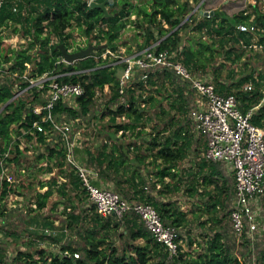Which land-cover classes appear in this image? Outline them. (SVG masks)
<instances>
[{
  "label": "trees",
  "instance_id": "obj_1",
  "mask_svg": "<svg viewBox=\"0 0 264 264\" xmlns=\"http://www.w3.org/2000/svg\"><path fill=\"white\" fill-rule=\"evenodd\" d=\"M89 1L99 4L104 0H2L0 5V58L11 62L8 66L9 73L0 78V105H3L0 111V173L2 167L7 168L15 185L13 188V183H9L6 178L0 180V227L5 224V220H11L16 214L20 216L26 214L22 202L11 207L6 205L9 192L17 190V182L22 185L26 184L22 177L29 175L33 170L31 169L32 164H27L30 155L27 154L28 147L21 149L19 145L23 140L14 137L12 132L21 134V129H29L35 120L40 121L41 114L33 113L32 108L46 102L47 87L35 89L33 92L32 88H27L19 94L20 98L10 99L17 91L30 84L27 77H38L44 73L70 72L58 77L57 81L80 84L84 91L75 96L71 102L57 100L52 108L53 115L69 119L86 116L91 112L97 92L102 91L107 85L113 91L109 98L111 107L107 106L100 116L105 114L110 116L115 133L113 135L111 132L102 133L101 144L97 151L108 145L106 141L104 142V138L112 140L111 138L114 137L116 148L121 152L118 156L110 154L107 160L109 171H115L117 174L114 179L107 174V169L106 173L104 172V175L113 182V188L109 189L130 203H150L160 214L164 223L176 229L183 228L188 225L187 212L180 209L175 200L157 201L153 199L150 191L147 190L146 180L140 178L139 182H135L136 174L138 175L137 170L129 169L128 176L118 174L119 170L116 167L122 164L124 160L122 156L127 155L130 148L129 144H120L117 134L121 133L124 136L129 133L138 137L142 134L141 128L145 126V121L150 120L147 105L152 106L157 101L153 100L152 96L141 99L144 85H155L157 89L158 86L155 83L157 79L165 78L171 83L175 81L176 86L172 91H175L176 98L169 102V109H175L181 113L180 116L173 114L166 117L167 111L159 101L160 112L159 114L152 113V116L156 123L159 119H163L164 122L160 127L155 128V134L148 141L146 148L142 151L139 149L133 157L134 162L136 159L137 161L138 159L144 160L147 157L153 161L160 159L163 166L159 168L158 176H175L178 162L189 155L195 137L197 136L201 141L202 138L204 139L195 129V122L191 116V111L197 103L196 99L190 100L189 98L191 94L188 92L189 80L178 78L176 80L177 76L170 70L156 66L144 70L148 72L147 81L144 83L143 80H139L141 72H137L125 92L127 100V105H125L121 102L117 92L122 64L106 63L101 55L105 51L116 49L115 41L135 10L144 20V26L140 32L144 39L142 44L138 45V50L160 40L157 50L168 49L173 53L172 59L180 60L192 75L202 78L205 75L210 76L209 81L214 85L217 93L235 95L242 111L253 108L251 122L256 126L264 127V10L258 6L248 12L240 10L233 14L213 10L211 16L193 13L185 19L193 9V3H198L200 0H150L151 10L148 11L144 7L135 9L131 0H107L105 2L106 14L101 8L90 6ZM251 16H253L252 21L263 28L262 31L251 34L240 32L235 28L239 22H248ZM183 20L184 22L181 23ZM192 23V29L201 32L200 37L192 44L180 45L179 33ZM73 24L80 27L87 36L96 31L97 34L94 37L105 39L106 42L104 46L97 44L96 50L83 59L65 63L61 61L60 45L65 48L70 46L67 40L71 34L66 31ZM165 25L167 28L164 27ZM8 27L10 33H20L22 37L28 38L27 45L14 50L11 57L3 55L1 49L2 40L6 37L3 31ZM203 36H206L208 40L203 39ZM52 37H56L57 41L54 42ZM32 49H34L33 54ZM241 59L243 61H240ZM26 63L31 64L32 68L27 69ZM22 74H26V77L22 78L20 76ZM247 83H251L250 90L244 89ZM136 90H139V93ZM156 91L159 92L158 89ZM185 92L188 95L187 100ZM120 116H124L127 121L116 123V118ZM41 123L47 129L48 123ZM25 137L32 140L31 147L41 143H46V146L50 142L58 144L57 134L48 135L36 129H33V134H26ZM134 146L141 148V145L136 142ZM8 147L9 156L3 157ZM48 149L49 156L57 153L53 147L48 146ZM61 150L64 167L68 170L63 171L65 181L58 186V191L64 193L67 187L69 191H75L76 195L89 201L92 206L89 214L85 210L87 204H84V201L78 204L79 209L76 213L68 207L70 212L67 214L69 222L65 225L67 229L76 230L86 220L90 222V227L83 230L82 245L73 247L71 243H67L60 246L59 252L48 255L43 248H36L33 252L19 250L12 257L11 263H5L0 254V264H243L229 251L219 232L206 237L202 250L197 252L196 256L184 251L180 244H178L176 254L170 256L167 249L154 240L134 211H127L120 217L113 214L107 216L98 214L95 205L88 199L77 173L65 162L64 150ZM77 151L78 148L76 153ZM85 152L87 154L85 165L103 175L101 165L104 159L102 157L99 159L96 153L89 150ZM217 163L222 162L217 161ZM205 165L203 162L200 163V170L197 173L202 181L200 184H213L216 191L214 195L210 193L208 195L212 201L210 205L213 210H216L218 207H223L224 199L222 198L228 188L225 181L218 182V176L216 180L208 179V174L203 172ZM211 166L212 170L209 175H219L214 165ZM172 169H174L173 172H171ZM152 183L155 186L156 183ZM49 189L47 188L43 195L51 193ZM130 189L133 190L132 195ZM187 190L195 192L196 187H193L191 182ZM215 220L216 223L219 222L218 219ZM122 223L125 229L119 235L124 236L125 234L127 240L119 249L109 242V236L115 233ZM8 234L11 233L8 232ZM236 237L239 244L249 247L247 239L240 240V237ZM140 239L143 240V244L136 243ZM182 239H184L183 236L178 234L177 241ZM188 243H192L190 238ZM257 244L264 247V237ZM64 251L78 252L79 255L78 257L64 255ZM256 264H264V248Z\"/></svg>",
  "mask_w": 264,
  "mask_h": 264
},
{
  "label": "rangeland",
  "instance_id": "obj_2",
  "mask_svg": "<svg viewBox=\"0 0 264 264\" xmlns=\"http://www.w3.org/2000/svg\"><path fill=\"white\" fill-rule=\"evenodd\" d=\"M131 2L134 4L135 9L144 7L147 11L151 10L150 0H131ZM233 2H236V0ZM197 5L198 3H193V9ZM202 7L217 11L222 10L227 14H233L237 9L235 6H227L224 0H204ZM260 7L264 10L263 5H260ZM133 12L134 13L129 17V22L120 31L119 37L115 41L116 49L105 51L101 55L102 60L106 63L112 64L120 56L136 52L138 50V45L142 44L144 38L141 36L140 32L141 28L144 26V20L137 11L133 10ZM191 12L192 10L190 13ZM192 26L193 23L184 27L179 33L180 45L192 44L200 37L201 32L192 29ZM164 27L167 28L166 25ZM10 32L9 27L4 29L3 35L6 37L2 40L1 49L3 50V55L6 54L11 57V53L14 50H18L27 45L28 38L22 37L20 33L12 34ZM66 32L71 34V37L67 40L70 46L66 48L69 52L84 49L88 45H91L93 50H96L95 48L98 47L97 44H100L99 46H104L106 42L105 39L94 37L97 34L96 31L92 32L89 36L85 35L76 24H73ZM202 38L208 40L206 36ZM52 39L54 42L57 41L56 37H52ZM195 46L196 45H194V47ZM33 52L34 49L31 50L32 54ZM96 59H98V57H96ZM240 61H243V59ZM0 63H3L6 68L11 64V62H6L2 58H0ZM26 67L30 69L32 65L28 64ZM177 78L180 79L176 77V80H178ZM203 78L209 80L210 76L205 75ZM30 81L32 83L36 82L34 79H30ZM155 83L158 86L157 89L159 92L156 91L155 85L146 84L143 86L144 90L141 94V99L152 96L153 100L157 102L152 106L147 105L150 120L145 121V126L141 128L142 134L140 136H133L134 139H140L141 142H143L142 144H146L145 148L150 138L155 134V128L160 127L164 122L163 119H159L156 123L152 116V113L156 112L159 114L160 112L159 101L161 106L167 111V113H165L166 117L167 115L176 114L180 116L181 114L173 108L169 109V102L176 98L174 95L175 91H172L176 86L175 81L171 83L170 80L164 78L157 79ZM35 89L39 90V87H35L34 85L31 91L33 92ZM136 91L139 93V90ZM112 92L113 91L106 85L102 91L97 92L94 99L95 102L89 114L75 119L70 117L72 120L73 132L79 137V144L77 145L79 150H83L84 152L89 150L90 152L96 153L101 144L102 133H115L110 116L107 114L100 116V113L105 112L107 106L111 107L109 98L112 96ZM188 92L191 93L189 97L190 100H195L197 98V94H195L194 90L189 86ZM185 95L187 100V92H185ZM15 97L20 98L18 92H16ZM2 106L3 105H0V111L2 110ZM115 121L116 123H123L127 121V119L124 116H120L117 117ZM12 135L14 137L17 136L15 131L12 132ZM131 135L132 134L126 133L125 139L122 140L123 142L121 141L123 137L121 134L117 137L119 142L121 141L123 145L129 144L130 146L135 143L134 139H129ZM108 140L107 138V141ZM23 142L25 144L21 145L22 148H24V145L28 147L27 154H30L27 164H32L31 169L33 170L29 175L22 177V180H24L27 185H22L17 182V190H11L7 196V207L22 202L26 214L24 216L16 214L11 220H5V224L0 227V254L3 256L5 263H11L12 257L15 256L16 252L19 250L33 252L36 248H43L48 255L59 252L60 246L67 243H71L73 247L81 246L83 242V230L90 227V222L88 220L83 222L76 230L67 229L65 227L69 222L67 214L70 212V209L71 211L74 210L75 213L78 212V204L84 201V204H87L85 210H87L89 214L92 211V206L89 201L76 195L75 191H69L67 187L64 193L58 191V186L65 181L63 171L67 169L64 167V161L61 156L63 153L61 150L63 149L62 143L57 140V145L54 144V142H50L47 146L45 145L46 143H41L40 145L31 147V139H24ZM48 146L51 148L53 147L57 153L53 156H49ZM201 153L202 150L193 149L188 157L178 164L177 170L178 174L181 176H179L180 185L176 186L178 193L174 187L169 188L170 190L172 189L170 198L173 199L171 200H175V202L178 201V205L187 212L188 225L177 229V233L181 234L184 238L179 240L178 244L181 245L184 251L190 253L192 256H196L197 252L202 250L206 237L212 235L214 232H219L223 237V241L229 248V251L236 256L239 261L243 262V264H256L260 252L264 248L261 244L256 245V243L260 242L263 237H258L253 240V242H250L247 238H240V240L247 239L249 244V247H247L245 244L238 243L237 237L232 230L229 218V212L232 208L234 199V185L231 172L226 168L219 167L228 190L222 198V200L224 199L223 207H218L216 210H213L207 195L208 192H214L212 186H197V192L193 196H190V193L185 191L191 178L189 175L192 174L194 170V161ZM129 154H131V152H129ZM59 163L61 165H59ZM167 180L168 181L164 180L161 186L166 182H172L169 179ZM152 182L155 181H152L151 178L146 180V185L149 189L152 187ZM13 185L12 187L14 188L15 185ZM47 188H50L49 190L51 193L43 195ZM38 203L40 205H38ZM68 207H70V209H68ZM215 219H218L219 222L216 223ZM124 229L125 225L122 223L121 227L109 236V242H112L113 246L119 249L124 246V242L127 240L125 234L124 236L119 235ZM8 232L11 234H8ZM189 238L192 241L191 244L188 243ZM136 243L143 244V240H137Z\"/></svg>",
  "mask_w": 264,
  "mask_h": 264
},
{
  "label": "built area",
  "instance_id": "obj_3",
  "mask_svg": "<svg viewBox=\"0 0 264 264\" xmlns=\"http://www.w3.org/2000/svg\"><path fill=\"white\" fill-rule=\"evenodd\" d=\"M233 1L224 0V3L227 6H235L236 12L240 10L248 12L255 6H264V0ZM1 3L2 0H0V5ZM203 4L204 0H200L198 5L192 9V13L211 16L214 9L204 8ZM252 20L253 16L248 19V22L237 23L235 28L240 32L251 34L262 31L263 28ZM159 41L129 55L120 56L112 63V65L122 64L117 86L121 102L127 105L125 92L135 74L141 72L139 80L145 83L148 72L144 70L152 67H163L180 79L189 80L190 88L197 94V105L192 109L191 116L195 122V129L205 140L206 148L203 155L207 160L222 162L233 176L234 199L229 215L232 230L236 236L240 238L244 236L251 242L258 237H264V127L256 126L251 122L253 108L242 111L235 95L217 93L209 80L192 75L180 60L172 59L173 53L168 49L157 50ZM61 61L65 62L63 57ZM26 66H28L27 63ZM8 73V67L0 63V78ZM66 73L70 72L44 73L35 78L27 77L30 84L17 92L20 94L27 88H33L34 85L39 89L47 87L46 102L43 105L34 106L32 112L41 114L40 121L47 122L48 127L44 128L39 120H35L31 128L21 129L22 133L17 134L16 138H21L23 141L28 139L25 135L33 134V129L48 135L57 134V140L63 145L65 162L77 173L97 213L102 216L113 214L120 217L127 211H134L154 240L163 245L170 256L176 254L178 233L174 226L164 223L160 214L150 203H130L112 189L97 185L94 180L96 170L79 161L76 156L79 137L73 132L72 120L59 118L52 112L57 100L71 102L75 96L84 91L80 84L57 81L58 77ZM20 76L25 78L26 74ZM30 79L36 82L32 83ZM244 89L250 90L251 83L245 84ZM15 96L16 93L12 99ZM23 144L25 143L22 142L19 145L21 149ZM6 156H9V147L3 153V157ZM4 178L9 183H13L8 169L2 167L0 180ZM63 253L73 257L79 255L78 252L64 251Z\"/></svg>",
  "mask_w": 264,
  "mask_h": 264
},
{
  "label": "crops",
  "instance_id": "obj_4",
  "mask_svg": "<svg viewBox=\"0 0 264 264\" xmlns=\"http://www.w3.org/2000/svg\"><path fill=\"white\" fill-rule=\"evenodd\" d=\"M196 103H197V99H196ZM120 134H117V135L119 136ZM109 135H110V133H109ZM111 135H113L112 132H111ZM134 135L135 134L129 136V139L133 140L134 139L133 138ZM111 139L112 140L109 139L107 141L104 138V142L106 141L108 145L106 147H104V148L102 147L96 153L98 155L99 159H100V157H102L104 159V161H103L104 163H103V165H101V168L103 169V172H102L103 175H101L100 173H97V171H96V177H95L94 180H95V183L97 185H100V186L106 187V188H113V182L104 175L106 173L105 172L106 169L108 170L107 174H109V176L113 177L114 179L117 176L115 171H113V172L109 171V165H108L107 160H108L110 154H113L115 156H118L119 154H121L119 149L116 148L117 145L114 142V137H112ZM123 139H125V135L121 138V141ZM121 141H120V144L123 145V143H122L123 141L122 142ZM134 141L136 142V144L141 145V148H140V146H138V148L135 147L134 146L135 143L131 144L130 145L131 147L129 146L130 149H129L127 155H123L122 156V157H124V160H123L122 164L120 166L118 165V167L115 166L119 170L118 174H123L122 176H128L129 172H130V171H128L129 169L137 170L138 175L136 174L135 182H139L140 178H143L144 180H148L149 178H151L152 181L156 182L155 186L152 185L151 189H149V188L147 189V190L150 191V196L153 199H155L157 201H161V200L162 201H168V200L173 199V198H170L172 189L170 190L169 188L170 187H174V189L177 190V193H178V189H176V186L180 185V182H179V176L180 175L178 174V170H177L178 164L180 162H182L184 159H186L188 156L186 158H184L183 160L178 162L177 167L175 168V174H176L175 176L166 175L164 177H161V176L159 177L157 172H158L159 168L163 166V163L160 161V159H157V160L153 161L150 157H147L144 160L138 159V161H137V159H136V162L133 161L134 154L137 153V151L139 149L141 151L143 149H145V145H146V144H142L143 142H141L140 139H134ZM125 147L127 148V146H125ZM193 149L194 150L198 149L199 151L202 150V153H201L200 156L196 157V159L194 161V165H193L194 170L192 171L193 173L189 175V177H191V178H190V180H189V182H188V184H187V186L185 188V191L187 193L189 192L190 196H193L197 192V186H203V187L212 186V189H213L214 192H212V193L208 192L207 195L209 193L214 195L216 190L214 189L213 184H208V185L200 184L202 181L200 179V175H198V173H197L198 170H200L199 169V165L202 162L205 163L206 165L204 166V169H203L204 174H208L207 178L208 179H212V180H216V177L218 176V178H219L218 182L219 183H221L222 181H225L224 178H223V175L221 174V172L219 170V167L225 168V166L222 163L220 164V163H217L215 161L213 162V161H209V160L205 159V157L203 155L204 154L203 151L205 149V140L203 138H202V141H201V140L198 139L197 136L195 137L194 141L192 142V146H191L190 152ZM129 152H131V154H129ZM76 156L77 157L80 156L78 158L80 162H82V163L84 162L83 164L86 163V160H87L86 152H84L83 150H79L78 149ZM104 156H106V157L104 158ZM126 156H128V157L125 158ZM151 160H152V162H151ZM106 164H107V166H106ZM211 165H214L216 170L219 172V175H217V174H213L212 176L209 175L211 170H212V166ZM173 170L174 169H172L171 172H173ZM193 174H195V175H193ZM167 179H169L172 182H166L164 185L161 186V183H163L164 180L168 181ZM191 182L193 184V187H196V191L195 192L194 191L191 192V191L187 190L189 188V185L191 184ZM130 191H131V195H132V191L133 190L130 189ZM208 197H209V195H208ZM209 201L212 202L210 197H209ZM176 204L177 205L179 204L178 201H176ZM180 209H182V208L180 207Z\"/></svg>",
  "mask_w": 264,
  "mask_h": 264
},
{
  "label": "water",
  "instance_id": "obj_5",
  "mask_svg": "<svg viewBox=\"0 0 264 264\" xmlns=\"http://www.w3.org/2000/svg\"><path fill=\"white\" fill-rule=\"evenodd\" d=\"M106 1L107 0H104L102 3H99V4L94 3V2H90V6H97V7L101 8L103 10V12H105V14H106V7H105V2ZM191 14H192V12L189 13L188 16L191 15ZM184 20L181 23H183ZM60 50H61V54H62V57H63L64 61L67 62V63H72V62H74L76 60L83 59L84 57L90 55L91 52L94 51L93 47L91 45H88L86 48L79 49V50H77L75 52H69L63 45H60Z\"/></svg>",
  "mask_w": 264,
  "mask_h": 264
}]
</instances>
